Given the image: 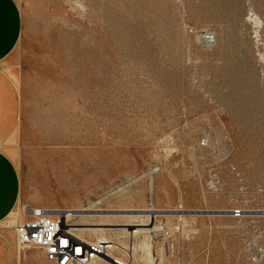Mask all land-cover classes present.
<instances>
[{"label":"rangeland","instance_id":"374dc122","mask_svg":"<svg viewBox=\"0 0 264 264\" xmlns=\"http://www.w3.org/2000/svg\"><path fill=\"white\" fill-rule=\"evenodd\" d=\"M0 32L22 99L3 230L26 206L118 228L159 209L150 251L129 226L82 235L130 264H264V0H0ZM179 206L227 212L174 231Z\"/></svg>","mask_w":264,"mask_h":264},{"label":"built area","instance_id":"2783aa9c","mask_svg":"<svg viewBox=\"0 0 264 264\" xmlns=\"http://www.w3.org/2000/svg\"><path fill=\"white\" fill-rule=\"evenodd\" d=\"M205 145L206 141H202ZM177 224L185 216V209L179 206ZM244 211L235 209L232 216L241 218ZM22 219L13 225L18 249L36 248L44 252L46 259L53 264H93L103 261L108 264H130L129 261L114 254L117 244L111 239L86 240L81 233L71 228L66 214L42 207L26 206ZM116 263H112L111 260Z\"/></svg>","mask_w":264,"mask_h":264},{"label":"crops","instance_id":"0c3cea01","mask_svg":"<svg viewBox=\"0 0 264 264\" xmlns=\"http://www.w3.org/2000/svg\"><path fill=\"white\" fill-rule=\"evenodd\" d=\"M5 39V32H0V145L5 147V149L3 147L0 149L6 152L10 148V144H6L7 141L21 126L22 99L20 85L17 83L16 77L5 70L2 65L3 57L10 45V43H5ZM0 160L2 162L3 159L0 157ZM17 180L11 181L10 178L9 181H6L4 177L0 178V189L4 188L7 183L15 184ZM5 209L6 201H3V204L0 205V223L5 216ZM1 227L0 264H38L36 255L18 250L14 229H12L13 231H5Z\"/></svg>","mask_w":264,"mask_h":264},{"label":"bare ground","instance_id":"6f19581e","mask_svg":"<svg viewBox=\"0 0 264 264\" xmlns=\"http://www.w3.org/2000/svg\"><path fill=\"white\" fill-rule=\"evenodd\" d=\"M247 24V22H246ZM262 28V27H261ZM229 30V29H228ZM254 32V31H253ZM252 32V33H253ZM263 39V38H262ZM263 48V47H262ZM261 52V51H260ZM262 58V57H261ZM14 209V208H13ZM91 210V209H90ZM88 210V211H90ZM100 210V209H98ZM97 210V211H98ZM51 211H59L58 209H51ZM83 211V210H82ZM102 211H107V210H102ZM110 211V210H109ZM114 211H117V212H120V211H123L122 209H117V210H114ZM132 211V210H131ZM136 211H148L149 213L148 214H142V215H138V216H132L133 218L136 217V218H139V219H134V223H126V224H122L120 226H123V227H111V223L110 224H103V222H101L102 224H95L94 223H87V224H72L71 225V228L77 232H80L81 234L84 233V232H96V231H105V232H108V231H114V230H127V227H132L133 229H131V233H138L139 231L143 234L142 237H143V240L140 244V248L144 249V250H151V243H150V240L149 238L155 234V232H157L158 230H160L162 227L159 226L158 224L155 223V218L157 216H159L160 211H166V210H159V209H144V210H136ZM198 211V210H197ZM222 213L223 212H227L226 210H220ZM18 212V211H17ZM16 211H13L10 213L9 217H13L14 215H17ZM63 214H66L67 216L69 215H73V213L71 212H74V210H66V211H61ZM78 212V211H77ZM178 212L175 210L173 211H170V212H166L165 214H167V216H175ZM192 215L191 211H186L185 212V215H189V214ZM93 215V214H92ZM197 215V214H196ZM15 217V216H14ZM150 219V220H149ZM157 219V218H156ZM15 219H11L8 221L7 223V226H11L14 224V221ZM97 223V222H96ZM105 223V222H104ZM135 227H138V229H134ZM165 229V228H164ZM134 230V231H133ZM136 230V231H135ZM129 231V229H128ZM133 233V234H134ZM83 236V235H82ZM104 239H107L106 237H104ZM147 259V258H146ZM150 259V260H148ZM147 259V262L148 264H151L152 263V260L151 258H148ZM141 262V261H140ZM101 262L99 261H96L94 262L93 264H100ZM102 264V263H101ZM106 264V263H105Z\"/></svg>","mask_w":264,"mask_h":264},{"label":"water","instance_id":"95a60500","mask_svg":"<svg viewBox=\"0 0 264 264\" xmlns=\"http://www.w3.org/2000/svg\"><path fill=\"white\" fill-rule=\"evenodd\" d=\"M192 214H208V215H216L221 214V211H191ZM111 260V259H110ZM112 263H116L115 261L111 260Z\"/></svg>","mask_w":264,"mask_h":264}]
</instances>
